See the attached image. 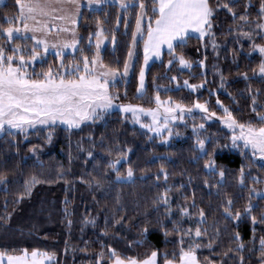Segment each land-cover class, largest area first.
I'll return each mask as SVG.
<instances>
[{
	"label": "trees",
	"instance_id": "1",
	"mask_svg": "<svg viewBox=\"0 0 264 264\" xmlns=\"http://www.w3.org/2000/svg\"><path fill=\"white\" fill-rule=\"evenodd\" d=\"M215 2L216 0H210L213 5ZM259 2L260 0H239V6L235 9L237 16L245 12V3L252 5L248 9L250 16L247 22L233 20L231 14L223 9L216 12L212 29L216 34L215 51L208 38L204 42L192 39L186 47L178 48V53H183L191 60V68H184L178 63L167 67V61L171 57L164 51L161 60L148 69L146 92L142 98H138L137 89L139 70L143 66V50L142 45H138L131 74L128 78L119 80L112 89L119 93L120 99L116 102L155 107L153 97L159 88L162 99L171 97L173 101L189 106L198 99L201 103L207 102L208 107L218 115L222 114L216 103L219 98L238 120L255 121L256 114L251 110L253 98L258 110L264 108V78H261L258 71L262 57L252 48V42L239 35V32L254 28ZM17 11L15 0H7L0 5V23H4L7 17L14 16ZM135 11L129 10L126 29L124 12L118 5L107 4L100 10L84 8L78 29L83 38L80 47L84 48L85 54L91 56L94 52L93 48L89 49L87 38L89 33L97 30L99 19L106 34L113 30L116 34L115 45L110 42L105 47L102 59L105 64L123 71L131 32L134 30ZM118 16L121 17V23L117 27ZM253 39L257 44H264V39L259 36H254ZM4 42L0 39V43ZM204 43L208 44L206 48L202 46ZM73 56L79 59V53L66 55V63H70ZM202 59L203 67L198 63ZM57 62L55 56L49 55L43 64L37 63L35 69L37 72L47 71L49 66L58 67ZM221 75L224 77L223 87L220 86ZM171 76H176L177 80L172 81ZM184 80L202 87L192 90L184 86ZM165 89L170 91L166 92ZM194 114L197 115L195 121L186 120L188 127L184 123L175 125L181 135L172 138L167 144L158 138L149 140L151 133L146 134V130L134 125L130 119H124L125 115L118 111L112 112L95 125H82L81 130L67 131L59 126L54 131L51 143L43 139L46 133H41L39 137L30 135L28 140H23L19 135L15 140L1 135L0 175H4L6 181L0 183V218L8 217L9 214L10 218L7 221L0 219V250L38 248L54 253V264H97V256L101 252L104 257L100 264H108V249L102 245H111L121 254L128 255L143 256L153 248L161 253L167 251L171 254L178 245L170 242L176 241L178 237L175 232L167 238L163 235L157 224V220L164 215L163 208L157 213L156 206L153 205V200L165 185L163 179H155L163 164L170 174L168 185H185L183 189L174 187L170 193L173 213L177 212V203L191 204L193 192L196 204L206 213L207 223L203 227L208 229V237H215V243L212 250L201 249L202 256H209L222 264H240L239 256H243V264H259V240L264 237V224L259 223V219L264 215V199L254 194L251 196V203L256 206L252 212L257 217L255 224L250 216L244 214V208L249 201L251 188L264 191V161L253 162L250 158L241 156L240 152L232 151L230 147H222L230 145L227 139L231 135L230 131L216 118L212 122H205L201 113ZM193 123H205L207 131L202 134L209 137L206 144L209 151L213 149V142H218L215 158L217 165L225 170L227 181L224 188L219 190V195L216 188L209 189L203 183L206 175L203 161L199 164L192 162ZM89 133L96 144L94 149L89 143ZM81 142L82 148L78 147ZM32 144L40 146L37 150L38 159L30 151ZM102 146L112 148L113 156L109 157ZM117 147L131 149L128 162L119 167L126 175L130 164L134 175L123 183L116 182L115 174L106 168L107 159L115 158ZM87 150L93 151V157L87 156ZM241 165L245 166V188H241L237 182ZM34 175L41 180L53 182L37 184L30 196L16 203L18 194L23 191L24 181ZM252 176L259 177L261 182L253 184ZM93 177L100 179L103 187L98 188ZM215 179L209 178V182L214 183ZM182 193L188 195L189 200H183ZM228 197L232 198L235 208L242 213L239 220L225 221L223 218L221 204ZM120 216L124 220L120 224H114V218ZM92 218H95V225L85 223L86 219ZM195 219H185L183 226L195 227ZM105 220L108 222L106 234ZM165 223L171 229V224L168 221ZM145 225L149 228L146 237L141 232ZM216 228L219 229L218 236ZM236 232L240 233L245 245L239 255L228 251L237 247V242L233 239ZM129 242H132L131 245ZM224 252H228V255H223Z\"/></svg>",
	"mask_w": 264,
	"mask_h": 264
},
{
	"label": "snow or ice",
	"instance_id": "2",
	"mask_svg": "<svg viewBox=\"0 0 264 264\" xmlns=\"http://www.w3.org/2000/svg\"><path fill=\"white\" fill-rule=\"evenodd\" d=\"M15 3L18 7L17 13L12 17H7L4 23H0V39L5 41L0 43V134L10 136L13 140L17 135L23 140H28L30 135L39 137L41 133H46L43 139L51 143L55 129L61 125L67 131L81 130L82 125H95L98 121L105 120L106 116L111 115L113 111L118 110L121 114H130V117L125 115L124 119L130 118L134 125L145 129L146 134L151 133L152 135L148 136L149 140L158 138L167 144L172 137L181 135L175 128V122H184V126L188 127L185 116L195 120L192 113L194 109H197L203 114L202 119L205 122L216 118L230 130L231 135L227 137L230 145L226 144L222 147L237 149L241 156L247 157L250 154L253 162L256 159L264 161V108L258 110L255 98H253L251 109L256 114L255 121H240L228 107L222 104L219 98L216 103L222 110L220 115L212 111L207 102L201 103L198 99L190 106L175 102L171 97L162 99L159 88L153 97L155 107L116 103L120 99L119 93L112 90L115 88L118 77L124 79L128 76L133 66L134 49L138 45H142L143 50V66L139 70L137 89L138 98H142L146 92L145 68L149 60L153 58L159 60L166 48L171 57L167 61V67L170 68L174 63H178L184 68H191V60L183 53H178L177 49L186 47L192 39L204 42L205 38H208V42L215 51L217 48L216 34L212 29L216 12L223 9L231 14L233 20L239 19L247 22L251 3H245V12L237 16L235 9L239 6V0H216L214 5L210 3V0H147V4L146 0H88V7L91 8L95 4L96 10H100L105 3L118 5L124 12L123 21L126 29L129 10H136L134 30L131 32L130 46L127 59L123 64V71L118 67L105 64L101 57V46L106 40H110L115 45L116 34L114 30L106 34L99 19L97 30L89 33L87 38L89 49L93 47L95 49L92 55L85 54L84 48L78 47L83 39L78 36L77 32L82 7L80 0H15ZM256 15L257 22L254 28L247 32L240 31L239 35L247 37L252 42V48L262 57L258 71L261 78H264V44H257L253 39L254 36L264 39V0H260ZM120 23L121 17L118 16L117 27ZM229 31L231 32L232 29ZM64 33L70 36L63 37L61 34ZM125 34L127 35V32ZM202 46L206 48L208 44L204 43ZM66 50H71L72 54L79 53V59L73 56L68 67L64 64ZM49 54L55 55L59 61V70L54 71L49 66L47 71L37 72L36 64H43ZM198 63L201 67L204 66L203 59ZM244 75L247 78V74ZM170 79L176 81L177 77L171 76ZM220 79V86L223 87V75ZM183 84L192 90L202 87V85L189 84L187 80H184ZM165 91H170V89H165ZM142 117L148 119L145 121ZM191 128L192 162L199 164L203 161L206 173L203 183L209 189L216 188L217 195H219V190L224 188L227 181L225 170L217 165L215 158V148L218 142H213V149L209 151L206 147L209 137L202 134L207 131L205 123H193ZM88 137L94 149L96 144L91 133ZM100 139L103 141V136ZM39 147L36 144L31 145L30 151L34 156H37ZM78 147L82 148V142L78 144ZM102 150L107 152L109 157L113 156L112 148L102 146ZM130 151V148L119 149L117 147L115 158L106 161V168L115 174L116 182L123 183L134 175L130 164L126 175L120 171L119 167L122 163L128 162ZM87 156L93 157V151L87 150ZM169 175L164 165L161 164L160 172L155 179L157 181L163 179L165 185L153 200V205L156 206L157 213L160 212L161 207L163 208L164 215L157 220L160 231L166 238L175 232L178 239L170 243H175L178 247L171 254L167 251L161 253L153 248L150 252L140 256L121 254L111 245H102L108 249V264H161V260L162 264H222L221 261L210 259L209 256H202L200 252L203 248L212 250L215 237H208V229L203 227L207 223L206 213L196 204L195 192L192 193L191 204L177 203V212L173 213L170 193L174 187L183 189L185 185H168ZM209 178L216 179L214 183H210ZM92 179L98 188L103 187L100 179L96 177ZM251 179L253 184L261 182L257 176H252ZM5 181L6 177L0 175V183H5ZM52 182V180H41L35 175L25 180L23 191L18 194L16 203L30 196L37 184ZM237 182L241 188L247 187L244 165H241L239 169ZM157 187L160 186L157 185ZM253 193L259 195L261 199H264V195L258 193L255 187L249 190V201L244 208V214L250 216L255 224L257 217L252 215V212L256 206L251 203ZM181 198L187 201L190 197L182 193ZM221 208L225 221L241 218L242 213L235 208L232 198H226ZM193 217L196 218L195 227H184V220L191 221ZM8 218L10 214L0 219L7 221ZM122 220H124L123 216L114 218V224H120ZM165 221L171 224V229ZM85 223L95 225V218L86 219ZM259 223L264 224V215H261ZM107 227L108 222L105 220V234ZM148 231L147 225L141 229L145 237ZM215 232L218 236L219 229L216 228ZM233 239L237 242V247L228 251H234L239 255L245 247L240 233L236 232ZM131 243L129 242L130 245ZM259 245V264H264V237L260 238ZM54 255V253L38 248L4 249L0 250V264H46L54 259ZM223 255L227 256L228 252H224ZM103 257V252L98 254L97 264H100ZM239 259L240 264H243V256H239Z\"/></svg>",
	"mask_w": 264,
	"mask_h": 264
},
{
	"label": "rangeland",
	"instance_id": "3",
	"mask_svg": "<svg viewBox=\"0 0 264 264\" xmlns=\"http://www.w3.org/2000/svg\"><path fill=\"white\" fill-rule=\"evenodd\" d=\"M7 0H5L4 2H6ZM82 1V0H81ZM5 4V3H4ZM0 5H2L1 4V2H0ZM78 23H79V21H78ZM77 26H78V24H77ZM77 32H78V30H77ZM62 36H63V34H61ZM70 36V34H68L67 33V36H65V37H69ZM78 36L80 37V35H79V33H78ZM110 43V40H106L105 42H104V44L101 46V57H102V52H103V50L105 49V47L108 45ZM112 44V43H111ZM113 45V44H112ZM78 47H80V45L78 46ZM93 50L95 51V49H94V47H93ZM165 50H167V49H165ZM134 53H135V55H134V57H133V65H134V62H135V58H136V48L134 49ZM49 55H52V54H49ZM48 55V56H49ZM66 55H74V54H72L71 53V50H66V54H65V56ZM48 56H47V58H48ZM52 56H55V55H52ZM57 64H58V67H53L52 69L54 70V71H58L59 70V61L57 62ZM64 64H65V66L66 67H68V66H70V64H71V62L70 63H66V61L64 60ZM149 66H151V63L149 64ZM149 66H148V68H145V83H146V76H147V72H148V69H149ZM35 68H36V66H35ZM132 69H133V66L130 68V70H129V74H128V76L126 77V78H128L129 77V75L131 74V72H132ZM29 71H31V69H29ZM119 80H122V79H120L119 77L117 78V80H116V83L119 81ZM117 103V102H116ZM115 111H118V110H115ZM114 112V111H113ZM119 112V111H118ZM195 112H199V113H201L199 110H197V109H194L193 110V113H192V115L193 116H195V120H196V118H197V115H195L194 113ZM202 114V113H201ZM123 115H126V116H129L130 117V114H123ZM202 116H203V114H202ZM130 119V118H129ZM142 119L143 120H147L148 118H146V117H142ZM187 119H191V120H193L191 117H189V116H185V121L187 120ZM215 118H213L212 120H209V121H207V122H212L213 120H214ZM195 120H193V121H195ZM130 121H131V119H130ZM184 122H181V121H176L175 122V125H177V124H183ZM136 126H138V127H140L139 125H136ZM60 127H64V126H60ZM145 130V129H144ZM230 131V130H229ZM1 135H3V134H0V136ZM174 137H176V136H174ZM174 137H172V138H174ZM172 138L169 140V142L172 140ZM231 148V147H230ZM231 150L232 151H236V152H239V150H237V149H232L231 148ZM248 158H250L251 160H252V158L250 157V154L247 156ZM253 161V160H252ZM257 161H260L259 159H256L254 162H257ZM132 179V178H131ZM256 189V191L258 192V193H260V194H262V195H264V191H259L257 188H255ZM254 195H256L255 193H253ZM257 197H260L259 195H256ZM54 262H55V260L53 259L52 261H48V262H46V264H54Z\"/></svg>",
	"mask_w": 264,
	"mask_h": 264
},
{
	"label": "crops",
	"instance_id": "4",
	"mask_svg": "<svg viewBox=\"0 0 264 264\" xmlns=\"http://www.w3.org/2000/svg\"><path fill=\"white\" fill-rule=\"evenodd\" d=\"M5 0H2V2H1V4H4V3H6V2H4ZM80 2H81V4H82V7H81V14H82V10L84 9V8H88V9H91V10H96V8H97V6L95 5V4H93L92 6H91V8H89L88 7V0H80ZM107 4H112V3H105V4H103L101 7H103V6H105V5H107ZM100 7V8H101ZM81 18V17H80ZM80 18H79V22H80ZM79 23H78V26H77V30H78V33H79ZM80 35V34H79ZM65 36H67V33H64L63 34V37H65ZM166 49V48H165ZM164 49V51H167V50H165ZM164 51H163V53H164ZM163 53H162V56H163ZM162 56H161V58H162ZM161 58L158 60V59H155V58H153V59H151V60H149V63H148V66H149V64L151 63V65L153 64V63H155V62H159L160 60H161ZM148 66L146 67V68H148ZM150 67V66H149Z\"/></svg>",
	"mask_w": 264,
	"mask_h": 264
}]
</instances>
